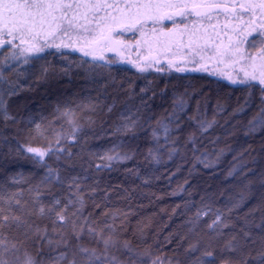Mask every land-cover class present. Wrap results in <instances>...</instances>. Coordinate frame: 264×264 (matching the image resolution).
<instances>
[{
    "label": "trees",
    "instance_id": "trees-1",
    "mask_svg": "<svg viewBox=\"0 0 264 264\" xmlns=\"http://www.w3.org/2000/svg\"><path fill=\"white\" fill-rule=\"evenodd\" d=\"M204 4L214 6L186 9L201 13L188 17L187 30L203 29L207 36L210 25L218 22L217 33L222 35L220 22H238L237 14L252 19L253 13L228 2ZM141 24L144 36L113 26L111 33L86 46L57 34L60 51L46 48L19 60H6L8 53L0 50V94L5 101L0 110V196L20 193L25 207L13 211L31 225V230L6 227L3 234L37 264H57V256L71 257L77 245L99 251L86 231L77 239L70 227L54 230L51 218L35 213L37 195L46 207L54 199L65 204L79 197L84 201L83 218L116 229L117 247L110 254L119 264H152L157 258L163 264H196L205 249L213 252L215 264H240L244 258L256 264L254 258L264 251V130L251 132L249 121L264 107V94L259 87L211 73L203 62L193 71V54L187 50L185 55L180 48L163 55L150 39L151 21L142 19L136 26ZM109 35L111 42L105 38ZM105 48H112L114 56L103 53ZM81 49L97 59L85 57ZM110 57L116 63L106 64ZM68 109L76 112L80 126L74 136L61 116ZM38 124L43 135L36 131ZM201 124L211 127L201 131ZM128 126L132 131H125ZM50 144L53 152H47ZM28 146L47 154L41 160L25 151ZM57 147L63 151L55 152ZM117 153L128 158L103 167V157ZM204 204L225 213L228 227L219 235L208 229L210 217H203L195 228L190 223ZM37 226L47 230L46 239L35 233ZM125 241L131 251L123 247ZM230 241L237 251L227 249Z\"/></svg>",
    "mask_w": 264,
    "mask_h": 264
},
{
    "label": "snow or ice",
    "instance_id": "snow-or-ice-1",
    "mask_svg": "<svg viewBox=\"0 0 264 264\" xmlns=\"http://www.w3.org/2000/svg\"><path fill=\"white\" fill-rule=\"evenodd\" d=\"M204 7H212V4H204ZM230 7H239L244 10V12H252L255 15L254 10L260 8L264 10V0H246L245 3L228 5ZM127 9V14H121L120 17L112 16L111 13L107 12V9H119V0H0V50L5 51L8 55L5 57L6 60H19L25 53H40L46 48L55 47L57 51H60V44L56 42L57 34L59 38L77 36L85 41L89 40L96 41L98 39L97 35L93 33L96 29L100 30L99 35L104 37L105 32L111 33L113 30L114 23H119L124 32L131 31L134 35H145V30L143 24L137 27V22L141 17H146L151 19L154 23H158L160 20H167L171 22V28L167 25H161L158 29L155 26L152 27L151 40L155 41L157 44H167L175 37H179L181 41L187 36V43L189 46V52L193 54V71L197 70V65L199 61L195 57H199L200 61L205 60V57L209 59L215 57L224 56H237L238 53L242 52L241 45L247 43L249 49H259L261 53H264V31L259 32L253 40H238L236 45L233 47L231 39L227 46L222 44H217L213 42L212 36H198L197 30H187L188 17L191 13H186L185 10L189 7L195 8L197 5L195 3H189V0H128L127 3L123 5ZM135 9V12H132ZM174 10V11H173ZM103 12V15L100 13ZM179 14L183 17L182 20L177 21L174 16ZM201 15V13H196ZM211 19V16L208 17ZM236 18L238 20H243V15L237 14ZM95 23L96 28H90L89 25ZM184 24L186 31L174 32L172 30L179 29L180 24ZM251 23V17H249V24ZM165 29H168L165 31ZM250 34V33H248ZM123 35V32H121ZM219 36V33H215ZM241 36L245 35L242 30L240 32ZM43 37V43H40V38ZM49 37L53 39L49 40ZM109 42H111V36L105 37ZM203 39L204 43L200 44L199 41ZM18 41L19 43H14ZM25 43H28V47H22ZM139 43V41H138ZM70 45H65L68 47ZM83 51V49H81ZM64 55V53H61ZM85 57L92 56L95 61V57L89 51H83ZM238 59H246L248 64L245 67H250L253 69L251 75L245 72V78L239 80L240 84L248 85L249 87H259L262 94H264V64L259 66L260 75L255 74L257 66L253 63L255 57L250 53H245L243 56H238ZM264 59V56L261 57ZM99 60H104L101 56ZM86 61H82L84 63ZM24 63H28V58H24ZM106 64H114L116 60L114 58H109L105 61ZM95 67L96 64H92ZM143 71V69H140ZM166 69L161 68L160 71H165ZM177 71L182 69L177 68ZM256 81L257 83H252ZM232 83H237L233 80ZM262 103H264V96H262ZM5 101L3 100V95L0 94V110L4 109ZM86 109L94 110L93 105H84ZM62 117L67 119V122L72 126L73 136L77 131L80 130L79 124L76 123V112L72 109L65 110L61 113ZM6 118H11L7 116ZM211 127V124H201V131H207ZM178 130V129H177ZM249 130L251 132H256L257 130H264V107H261L258 112L249 121ZM36 131L38 134L43 135L41 126L36 125ZM125 131H132V127L128 126ZM169 129L165 127V132L167 133ZM155 136V133H153ZM60 137L56 138V143L59 144ZM189 141H192V137H189ZM25 151L34 154L43 159L47 152H53L51 144L48 146L47 152L41 151L39 149L28 146ZM63 151L62 148L57 147L55 152ZM125 155L120 156L119 153L116 155H105L103 159L107 161L103 167H109L111 162L119 161L122 159H127ZM101 167V165H97ZM53 177V172L49 169L48 179L51 180ZM58 179V177H57ZM20 193H14L7 198L0 196V264H37L36 260L24 252L23 255L20 254L21 250L17 246L16 242L8 240V237L3 234L4 228H11L16 226L17 228L26 227L31 230V225L25 220L21 215H16L13 211L14 207L23 209L25 205L22 204L21 200L18 198ZM35 203L38 207L35 209L36 215L39 217H49L52 219L54 230L55 227L60 228H71L72 234L79 239L82 234L86 231L88 236L94 240L100 250L97 247H84L81 245L76 246V250L72 252L71 257L68 253H61L56 257L57 264H119V261L115 255L110 254L111 249L117 247V239L114 234L116 229L113 225L105 222L103 226L97 225L95 220L89 221L87 218L82 217V208L84 201L82 198L77 197V200H72L69 198L67 203L62 204L60 199H54L50 207H46L43 203L39 201V195L36 197ZM6 204L7 207L3 205ZM79 205L74 211L69 212L70 207ZM230 211V210H229ZM31 215V212L28 213ZM210 217L211 222L208 223L207 227L210 231H214L217 235L220 234L221 230L228 227L225 220V213L219 208L213 210L210 204H204L202 207L197 208L195 215L191 218L190 223L195 228L203 217ZM79 221V222H78ZM105 230H107V235H105ZM37 235L42 238H47V230H41L38 226L34 229ZM27 235V232L25 233ZM63 240V237H61ZM48 243L51 244V239H48ZM67 246V245H65ZM125 249L129 248L128 243L125 241L123 244ZM227 249L230 251H237V245H234L231 241L226 245ZM192 250L195 251L196 247L193 245ZM80 259H77V257ZM207 257L209 259L205 260ZM213 258V252L209 249H205L202 257L198 259L196 264H215ZM256 264H264V251L257 254L254 258ZM152 264H163L159 258L152 261ZM222 264H230L229 260H224ZM240 264H248V259L244 258L240 261Z\"/></svg>",
    "mask_w": 264,
    "mask_h": 264
},
{
    "label": "rangeland",
    "instance_id": "rangeland-1",
    "mask_svg": "<svg viewBox=\"0 0 264 264\" xmlns=\"http://www.w3.org/2000/svg\"><path fill=\"white\" fill-rule=\"evenodd\" d=\"M199 1H203V0H189V3L190 4L191 3H195L197 5L199 3ZM214 1L228 2V3H230V5H232L234 3L235 4H240V3H245L246 2V0H214ZM109 2L111 3L112 0H109ZM127 2H128V0H119L120 8L119 9L109 8V9H107V12L111 13L112 16H116V17H120V15L122 13L123 14H127V9H125L123 7V5L125 3H127ZM256 9H258V12L260 11L261 15H255L254 16V20L255 21L253 22L252 27L249 26L250 27V31H251L250 34H248V32H246L245 29H241V26L239 24H237V29H238L237 40H240L243 37L244 40L246 39L248 41H251V40H253L252 37H256L259 32L264 31V30H262L260 28V25H259V22L264 20V10H262L260 8H256ZM132 12H135V9H132ZM103 14H104L103 12L100 13V15H103ZM179 17H181V16L179 14H176L174 16V19H176L178 21ZM142 19L151 21L152 27L155 26L158 29L161 27V25H167L169 28H171V22L167 21V20L164 21V22H162L160 20L158 23H156L154 25V23H153V21L151 19H148L146 17H141L140 20H142ZM243 21H244V19L240 20V22H243ZM159 23H161V24H159ZM213 23L214 24L210 25L211 31L208 33L207 36H212V39H213L214 43L222 44L223 46H226L225 45L226 40L229 41L231 39L232 45L234 47L237 42L233 41V39L235 37L233 35H231V32L229 31L226 34L216 36L215 33H217V31L219 30V27H218V23L217 22H213ZM220 24H222V26L226 25V23H223V22H221ZM114 26L121 27V25L119 23H114ZM89 27L90 28H96V25H95V23H93V24L89 25ZM152 27H150V29H152ZM191 29H193V28L191 27ZM167 30L168 29H165V31H167ZM242 30L245 32L244 36L240 35V32ZM172 31H174V32H183L184 30H183V27H182L181 31H180V29H178V30L174 29ZM150 32H151V30H150ZM99 33H100V30L96 29V32L93 33V34L97 35V37H98ZM203 33H206L203 29L197 30V35L198 36H201ZM152 35L153 34L151 32V36ZM72 37L80 40L84 46L89 45L91 43V41H92L90 38H89V40L85 41V40H83V39H81V38H79V37H77L75 35L72 36ZM154 43H155V47H154L155 50H157L158 52L159 51H164L163 55H169L168 51H171L172 49H176L177 50L178 48H180L179 52H181V53H183L185 50L189 51V46H188V43H187V36L184 37L183 41H181L179 39V37L177 36V37L172 39L167 44H163V43L157 44L155 41H154ZM154 43H151L150 46L152 44H154ZM199 43L203 44L204 41L201 39L199 41ZM241 48H242V52L238 53L237 56L215 57V58H211V59H209L208 57H205V60H203V61H200L199 57L197 56L195 59L198 60L199 63L203 62L204 64H208L211 73L219 75V76H225L229 82H232L233 80L239 81L241 78L247 79V77H245V72L249 73V75L252 74L253 69L250 68V67H245V65L248 64V61L246 59H238L237 58L238 56H243L245 53H250L253 57H255V60L253 61V63L257 66L255 74L257 76H259L260 75L259 66L261 64H264V59L261 58L262 56H264V53H261L258 48L257 49H249L247 43L241 45ZM102 52L106 53V54H110V55H112V57L114 56V52H113L112 48H109V49L105 48V50L104 51L102 50ZM183 55H185V54L183 53ZM189 55H190V53H189ZM164 57H166V56H164ZM191 60H193V59H191ZM159 66H162V64L159 63ZM252 82H256V81H252ZM158 213L161 216L160 211ZM144 227H146V226L145 225L142 226V229H144Z\"/></svg>",
    "mask_w": 264,
    "mask_h": 264
},
{
    "label": "flooded vegetation",
    "instance_id": "flooded-vegetation-1",
    "mask_svg": "<svg viewBox=\"0 0 264 264\" xmlns=\"http://www.w3.org/2000/svg\"><path fill=\"white\" fill-rule=\"evenodd\" d=\"M207 1H209V0H203V1H199V3H201L200 5H199V3L197 4V7L198 8H200V6L201 5H203L205 2H207ZM211 2H215V3H218V1H214V0H210ZM229 8V7H228ZM188 10H190V9H188ZM211 11H212V9H211ZM242 12H244V10L242 9L241 10ZM255 11L258 13V14H256V15H261L260 14V11L258 12V9H255ZM185 12H186V10H185ZM191 13V12H190ZM228 13H231V14H234V11H231V10H228ZM244 13H248V14H250V15H252V12H244ZM193 15H196V13H191V15L189 16V17H193ZM255 16V15H254ZM255 20H254V17H253V15H252V19H251V23L249 24V19L246 17V16H244V21L243 22H240V20L238 21V22H231V24L229 23V21H226L225 22V20H224V22L223 23H226V25L224 26V31L225 32H223V34H226V33H228L229 31L231 32V35H233L235 38L233 39V41H235V42H237L238 40H237V34H238V29H237V24H239L240 26H241V29H245L246 30V32H248V33H251V31H250V27H252V24H253V22H254ZM240 22V23H239ZM218 23V22H217ZM221 23V22H220ZM219 23V24H220ZM221 26H222V24H220ZM259 25H260V28L262 29V30H264V20H262V21H260L259 22ZM250 26V27H249ZM222 34V35H223ZM201 36H205V35H201ZM252 38H254V37H252ZM240 40H244V38L242 37ZM226 42H228L229 43V41L228 40H226Z\"/></svg>",
    "mask_w": 264,
    "mask_h": 264
}]
</instances>
